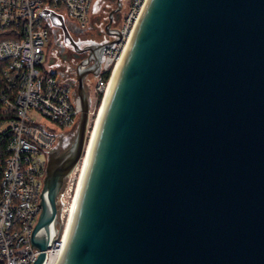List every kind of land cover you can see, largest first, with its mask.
<instances>
[{
  "label": "water",
  "instance_id": "95a60500",
  "mask_svg": "<svg viewBox=\"0 0 264 264\" xmlns=\"http://www.w3.org/2000/svg\"><path fill=\"white\" fill-rule=\"evenodd\" d=\"M108 26L76 67L74 134L47 156L33 264L62 230L58 198L87 141L85 76L122 38ZM55 264H264V0L145 1Z\"/></svg>",
  "mask_w": 264,
  "mask_h": 264
},
{
  "label": "built area",
  "instance_id": "2783aa9c",
  "mask_svg": "<svg viewBox=\"0 0 264 264\" xmlns=\"http://www.w3.org/2000/svg\"><path fill=\"white\" fill-rule=\"evenodd\" d=\"M145 1L130 0L121 40L104 49L98 89L106 88L111 75L105 74L113 71ZM45 8L84 27L92 0H0V32H8L0 34V148L5 143L6 151L0 180V264H33L39 251L30 238L41 210L47 156L59 132L51 123L72 127L80 114L75 90L44 58L51 20ZM63 239L61 230L41 264L56 263Z\"/></svg>",
  "mask_w": 264,
  "mask_h": 264
},
{
  "label": "flooded vegetation",
  "instance_id": "af4514ba",
  "mask_svg": "<svg viewBox=\"0 0 264 264\" xmlns=\"http://www.w3.org/2000/svg\"><path fill=\"white\" fill-rule=\"evenodd\" d=\"M113 1H115L114 4ZM108 3L109 6L103 8L105 15L95 17L93 21L88 20L84 27L78 26L67 16L63 17L61 23L56 19L50 20L48 41L44 51L46 64L59 79L72 85L74 90L77 83L76 67L78 64L89 55L92 47L109 39L107 24L108 29L118 28L113 23L116 24L120 19L121 0L119 8H117V0H109ZM89 75L92 74L88 73L85 79ZM67 141L68 139H59L56 146L65 145Z\"/></svg>",
  "mask_w": 264,
  "mask_h": 264
},
{
  "label": "rangeland",
  "instance_id": "374dc122",
  "mask_svg": "<svg viewBox=\"0 0 264 264\" xmlns=\"http://www.w3.org/2000/svg\"><path fill=\"white\" fill-rule=\"evenodd\" d=\"M95 3V0H93ZM109 0H106L105 2H103V0H100V5L97 4L94 6V11L93 13L91 12V16L89 17V21L90 20H94L95 17H101V15H105V13L103 12V8H105L107 5L109 6L108 3ZM113 4L115 3V1L112 2ZM122 3V7L120 9V19L119 21L113 25L117 26L119 29L124 25L125 21H126V16L127 13L129 11V4H130V0H121ZM93 4V3H92ZM107 6V7H108ZM109 38H112V36L110 35ZM126 43V41H125ZM124 43V45H125ZM112 73V72H111ZM110 73V75H111ZM99 74V73H98ZM109 75V76H110ZM97 75H89L86 79H85V88L87 90V94L89 97V119H88V125H87V141L86 144L89 141V138L91 136V131L93 130V127L95 125V121H96V116L98 115L99 112V107L101 106L104 94H105V89L104 90H100L97 87ZM52 128L55 131H59L58 135H57V141H56V145L59 139H63V140H67L68 141L72 138L75 128H76V124L75 126L72 128L71 127H67L64 129L59 128L57 125H55L54 123H51ZM67 141V143H68ZM66 143V144H67ZM65 144V145H66ZM64 146V144L62 145ZM86 149V148H85ZM85 152V151H84ZM84 154V153H83ZM80 161L78 162V164L76 165V167L73 169V171L68 175V177L66 178L65 181V185L63 187V190L61 191L59 198H58V205H59V218H60V222L61 223V228H63V224L64 221L66 220V215H67V211H68V206H70L71 201L73 200V197L75 195V191H76V187H77V183L79 180V175H80ZM72 196V197H71ZM65 211V212H64Z\"/></svg>",
  "mask_w": 264,
  "mask_h": 264
},
{
  "label": "bare ground",
  "instance_id": "6f19581e",
  "mask_svg": "<svg viewBox=\"0 0 264 264\" xmlns=\"http://www.w3.org/2000/svg\"><path fill=\"white\" fill-rule=\"evenodd\" d=\"M136 26V25H135ZM135 28V27H134ZM134 30V29H133ZM133 30H132V32H133ZM131 32V33H132ZM131 36V35H130ZM130 38V37H129ZM129 38H128V40H127V43H126V45H125V47H124V49H123V51H122V53H121V56H120V58H119V60L117 61V63H116V65L114 66V69H113V71H112V74H111V77H110V80H109V82H108V84H107V86H106V88H105V94H104V97H103V100H102V103H101V106L99 107V112H98V115L96 116L97 118H96V121H95V125H94V127H93V130L91 131V136H90V138H89V141H88V143L85 145V152H84V154L82 155V157H81V159H80V170H81V172H80V175L78 176L79 177V180H78V183H77V187H76V191H75V195H74V197H73V200L71 201V204H70V206H68L69 208H68V213H67V215H66V220L64 221V224H63V228H62V232H63V236H64V239H63V245H64V242H65V238H66V233H67V230H68V227H69V223H70V219H71V216H72V211H73V207H74V204H75V201H76V197H77V193H78V190H79V186H80V182H81V178H82V174H83V172H84V168H85V164H86V160H87V156H88V152H89V149H90V146H91V142H92V138H93V135H94V132H95V128H96V124H97V121H98V117H99V115H100V112H101V109H102V106H103V103H104V100H105V97H106V95H107V92H108V89H109V86H110V84H111V82H112V80H113V77H114V75H115V72H116V70H117V68H118V66H119V63H120V61H121V59H122V57H123V54H124V52H125V50H126V47H127V44H128V41H129ZM72 197V196H71ZM65 212V211H64ZM61 223H62V221H61Z\"/></svg>",
  "mask_w": 264,
  "mask_h": 264
},
{
  "label": "trees",
  "instance_id": "16d2710c",
  "mask_svg": "<svg viewBox=\"0 0 264 264\" xmlns=\"http://www.w3.org/2000/svg\"><path fill=\"white\" fill-rule=\"evenodd\" d=\"M1 35L4 36H7L8 35V32L6 30H2L0 32ZM109 74L110 72L108 71L106 74H105V77L108 78L109 77ZM3 117V113L0 111V119ZM1 152H0V180H1V177H2V164H3V160H4V157L6 155V151H5V143H2L1 144Z\"/></svg>",
  "mask_w": 264,
  "mask_h": 264
},
{
  "label": "crops",
  "instance_id": "0c3cea01",
  "mask_svg": "<svg viewBox=\"0 0 264 264\" xmlns=\"http://www.w3.org/2000/svg\"><path fill=\"white\" fill-rule=\"evenodd\" d=\"M105 1H106V0H103V2H105ZM92 3H93V4H92V10L94 11V10H95V9H94V6L97 5V4H99V3H100V0H95V3H94V1L92 0ZM99 5H100V4H99ZM92 10H91V12L93 13ZM91 12H90V13H91ZM90 16H91V14H90ZM90 16H89V17H90Z\"/></svg>",
  "mask_w": 264,
  "mask_h": 264
}]
</instances>
